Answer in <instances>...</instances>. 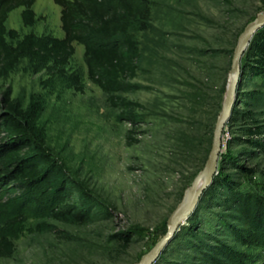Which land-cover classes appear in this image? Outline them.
Returning a JSON list of instances; mask_svg holds the SVG:
<instances>
[{"label": "rangeland", "instance_id": "rangeland-1", "mask_svg": "<svg viewBox=\"0 0 264 264\" xmlns=\"http://www.w3.org/2000/svg\"><path fill=\"white\" fill-rule=\"evenodd\" d=\"M152 1L155 29L136 33L142 53L138 75L118 92L133 105L109 104L88 78L82 43H74L66 66L69 76H79L81 92L51 63L27 58L0 79V124L9 94L27 113L34 143L63 169L76 200L88 203L84 220H57L50 213L60 204L58 195L41 202L37 193L28 199L5 197L0 236L14 242L15 253L0 257V264H138L168 232L169 217L206 164L214 98L229 84L223 52L264 11V0ZM33 10L31 26L23 24V8L9 13L6 27L19 35L8 37L11 44L29 33L64 35L61 8L53 0H38ZM241 83L238 114L223 135L218 184L202 196L194 228L208 246H223L228 253L214 259L201 254L188 244L191 233L183 225L155 264H264V239L243 232L247 227L224 204L229 188L264 201V84L250 75ZM200 84L205 105L198 97ZM5 130L0 127L1 137ZM129 134L137 142L128 144Z\"/></svg>", "mask_w": 264, "mask_h": 264}, {"label": "trees", "instance_id": "trees-1", "mask_svg": "<svg viewBox=\"0 0 264 264\" xmlns=\"http://www.w3.org/2000/svg\"><path fill=\"white\" fill-rule=\"evenodd\" d=\"M37 1L0 0V79L7 77L11 70L26 58L40 65L51 63L57 74L62 77L69 76L66 66L75 54L74 43H82L88 78L106 93L109 104L114 107L133 105L127 98L118 95V92L123 91L124 85L138 75L142 53L138 49L136 33H147L155 29L153 1L53 0L61 8L60 20L64 35L62 37L37 36L29 33L16 44H11L8 37L17 40L19 35L16 30L6 27L9 13L14 9L23 8L21 16L24 26L34 25L36 16L33 6ZM240 34H237L236 39ZM235 45L234 43L228 51L223 52L227 53L225 55L227 62L223 70L224 77L230 71ZM249 46L241 63L240 83L250 75L254 81L264 84V26ZM215 51L220 53L219 50ZM69 77L73 87L81 92L83 87L80 85L79 76L71 74ZM241 84L237 98L241 95ZM200 86L198 97L205 105L203 84ZM225 91L226 83L219 87L214 98L215 110L209 118L210 136L206 141L208 148L206 147L204 153L205 163L213 142L217 117L223 108ZM4 103L8 114L2 118L3 125L0 124V127H6L5 136L1 137L2 134H0V204L5 197L28 199L30 194L37 193V200L41 202L53 195H58L61 198L60 204L57 205V209H51L52 217L57 220H65L67 217L84 220L88 206L86 199L80 197L78 201L76 200V196L72 194L75 189L69 187L63 169L51 159L50 152L34 143L35 141L29 136L28 127L30 125L27 113L15 106L9 94L5 95ZM135 106L143 109L141 104L136 103ZM236 106L231 119L238 114ZM132 122L136 126L134 119ZM126 140L128 144L137 142L131 134L127 135ZM249 141L253 145L260 144L258 138H250ZM214 183L218 184V176ZM229 189L231 192L224 204L236 212L233 218L242 221L247 227L243 232L249 229L253 234L264 239V201L247 190ZM197 209L189 218L188 225L183 226L191 233V238L187 240L190 247H195L198 252L206 257H213V259L218 255L228 253V249L225 250L223 246H208L198 236V231L194 229L197 223ZM225 224L228 226V223ZM243 232L240 231V234ZM14 251V242L7 236H0V257L11 258Z\"/></svg>", "mask_w": 264, "mask_h": 264}, {"label": "water", "instance_id": "water-1", "mask_svg": "<svg viewBox=\"0 0 264 264\" xmlns=\"http://www.w3.org/2000/svg\"><path fill=\"white\" fill-rule=\"evenodd\" d=\"M264 26V11L251 22L247 23L244 30L240 34L236 48L231 59V68L229 72L228 86L224 96L222 111L217 117V121L213 131V142L209 151V158L202 170L197 173L191 186L186 190L183 201L178 204L174 212L168 219V232L157 241L153 249L144 254L138 264H155L159 256L165 250L166 246L174 239L180 227L185 225L187 220L193 215L198 207L205 191L214 182L217 168L220 160V154L224 142V132L228 122L231 120L234 108L236 106V98L238 88L242 77V59L249 49V45L255 35Z\"/></svg>", "mask_w": 264, "mask_h": 264}]
</instances>
